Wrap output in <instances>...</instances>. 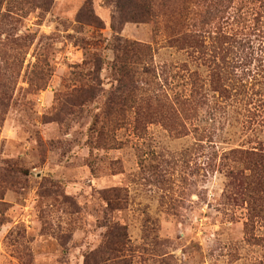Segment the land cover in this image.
<instances>
[{
  "label": "rangeland",
  "instance_id": "374dc122",
  "mask_svg": "<svg viewBox=\"0 0 264 264\" xmlns=\"http://www.w3.org/2000/svg\"><path fill=\"white\" fill-rule=\"evenodd\" d=\"M222 26L241 44L198 52L105 0H0V264H264L223 156L264 149V0H233ZM115 36L151 47L133 97Z\"/></svg>",
  "mask_w": 264,
  "mask_h": 264
},
{
  "label": "trees",
  "instance_id": "16d2710c",
  "mask_svg": "<svg viewBox=\"0 0 264 264\" xmlns=\"http://www.w3.org/2000/svg\"><path fill=\"white\" fill-rule=\"evenodd\" d=\"M105 2L115 5L117 14L122 21L154 24L156 34L163 33L171 46L201 52L209 48L208 40L213 39L217 45L216 47L220 50L219 52L223 53L224 51L228 52L232 48L230 47L232 44H241L239 39L227 33L222 26L228 18L233 0H105ZM89 18L92 24L101 26L99 19L93 14H90ZM114 28L113 24L111 29L114 30ZM109 49L115 53L111 68L128 87L127 95L129 97H133L134 93L141 89L137 85L138 80L135 79L137 66L134 64L137 60H142V73L147 75L144 83L148 84V78H151L150 81L153 82L156 77V67L151 61L147 62V57L151 55L149 45L133 43L115 36L109 45ZM140 55H144V59H139ZM225 56L223 55V62L226 60ZM102 62L101 59L96 58L94 71L96 78H100L99 76L103 71ZM222 72L220 65L214 68L211 73V82L214 83V76L219 77ZM91 90L95 89L92 88ZM214 90L219 91L218 89ZM80 91H83V89L77 92ZM121 91L126 96L127 91L125 89ZM149 97L148 105L151 104L153 98ZM155 97L157 100L158 96ZM187 98L180 95L173 102L184 108V105L189 101ZM109 103L113 106L107 109V115L112 117L116 114V105L119 103L115 102L114 99L110 100ZM146 107L148 114L153 115L150 106ZM174 113H177V109H174ZM155 114L159 115L164 123L169 122L165 119L167 117L165 112ZM146 115L147 111L144 110L143 116ZM180 115L173 116L175 118L173 119L174 124L179 120ZM103 132L104 127H102L99 138L102 142H105ZM223 156L224 159L226 157L230 159L231 157L233 164H237L230 167L229 176L236 181H241V194L243 200L248 203L251 219L263 218L264 220V149H232L229 153H224ZM229 165L225 164V166ZM117 202V199H115L113 202L108 203L109 208L114 210L118 205Z\"/></svg>",
  "mask_w": 264,
  "mask_h": 264
}]
</instances>
